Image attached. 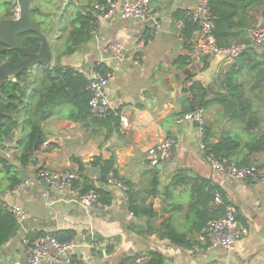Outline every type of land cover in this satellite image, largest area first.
<instances>
[{
  "label": "crops",
  "instance_id": "0c3cea01",
  "mask_svg": "<svg viewBox=\"0 0 264 264\" xmlns=\"http://www.w3.org/2000/svg\"><path fill=\"white\" fill-rule=\"evenodd\" d=\"M9 1H12L9 9L15 18L19 6L13 8L15 0ZM201 1L152 0L155 16L148 21L123 19L120 15L106 20L93 10L97 22L95 33L89 42L69 55L59 53L62 35L58 37L57 34L58 38L54 40L52 33L46 35L43 32L52 45L54 58L51 65L59 62L87 76L98 62L112 70L107 96L111 108L119 112L120 126L108 129L89 125L91 118L76 120L72 118L75 114L72 106L63 104L43 123L46 140L37 150L35 162L24 167L16 160L20 152V131L3 138L4 147H0V156L17 164L23 179L32 177L40 167L70 170L80 177L79 164L73 162V157L85 164L86 174L98 179L99 169L92 167L90 162L96 157H115L123 181L131 182L135 189H143L148 185L149 172L153 169L147 151L166 138L173 139L176 145L172 159L157 167L161 171V189L164 190L180 171L187 177V182L182 179L171 186L170 196L161 193L149 198L148 202L152 201L159 213L154 228L168 222L179 232L186 233L192 245H176L169 238L160 237L154 228L153 232L145 233L148 228L142 225L145 220H137L128 211L126 191L107 184L104 187L113 194L112 204L85 207L78 200L79 189L74 187L65 192L49 186L10 191L5 182L0 187L1 199L4 203L23 207L27 219L20 225L17 235L0 247V260L6 264H29L30 234L74 230L79 246L71 262L61 259L42 264H94L95 260H101V264H115L124 256L149 250L162 253L167 264H264V183L257 179L239 182L212 169L200 147L198 127L189 122L178 123L192 99V93L188 91L192 82L200 81L207 86L218 76L224 77L231 71L235 81L243 87L234 90L233 94H241L253 116L259 118V127L253 134L264 135V44L260 47L248 45L233 64L227 63L223 55L189 56L184 62L180 60L186 55L185 45L179 38V21L174 12H189ZM6 13L0 17V28L2 20L7 18ZM258 18L264 22V17L258 15ZM53 21L58 23V18ZM54 32L60 34L61 29ZM113 42L122 43L126 48V57L121 64L106 53V48ZM36 68L32 78L41 72L40 67ZM221 92L231 94L226 89ZM122 117L128 118V126L122 124ZM244 123L229 118L219 105L206 109L205 130L209 143H218L227 136L240 138L241 146L234 153L232 162L239 164L244 160L247 164H264V152H250L245 146L249 134ZM196 176L210 179L225 191L228 200L237 208L238 219L248 229L246 237L229 250L207 244H200L198 249L193 246L198 237V217L190 208L193 185L189 181ZM96 185L101 186L98 181ZM48 191L50 197L45 195ZM95 237H99L98 242H94ZM112 242L116 244L115 249L107 253L106 247Z\"/></svg>",
  "mask_w": 264,
  "mask_h": 264
},
{
  "label": "trees",
  "instance_id": "16d2710c",
  "mask_svg": "<svg viewBox=\"0 0 264 264\" xmlns=\"http://www.w3.org/2000/svg\"><path fill=\"white\" fill-rule=\"evenodd\" d=\"M106 1L41 0L40 4L33 2L31 11L33 18L40 22L46 35L61 29L60 34L58 33V37L62 35L59 53L69 55L91 40L97 25L93 14V5ZM8 3L12 4L7 1ZM208 11L214 23V35L221 48L251 45V31L261 21L258 15L264 17V0H208ZM6 17H14L13 11L8 9ZM174 17L184 23L181 29L183 39L191 41L195 32L200 28L199 23L193 21L186 10L174 12ZM54 18H58V23L53 21ZM18 42L34 53L38 52L41 47L37 34L31 31L18 35ZM25 57L23 51L10 50L0 41V64L5 61L17 64ZM187 58L189 56L185 55L180 60L184 62ZM40 68L41 72L35 78L31 77V70H24L17 75V81L9 79L0 83V147H4L3 138L13 136L15 131H20V152L17 154L16 160L24 167L35 162L36 152L46 140L43 123L54 114L60 105H71L75 112L72 118L76 120L87 121L91 118V121L88 122L89 125L95 124L108 129L114 126L118 129L120 126V116L111 114L106 118H96L91 115L89 78L85 73L61 65L59 62L54 65L42 64ZM94 68L103 72H112L106 65L99 62L94 64ZM242 88V85L235 81V76L231 71L224 77L223 75L218 76L213 83L207 86H204L200 81H194L188 88V91L192 93V99L189 100V106L185 109V113L197 108L206 110L211 106L219 105L232 120L245 122V130L249 134L248 140L245 142L246 148L250 152H264V135L253 134V130L259 127V118L256 115L253 116L251 107L243 100L241 94H233L234 90ZM222 89L228 90L231 94H223ZM211 93L214 94L210 96ZM209 140V135L205 130L203 141L208 147L207 153H212L216 158L227 162H232L234 153L241 146V139L233 136L223 137L218 143H209ZM72 160L79 164L80 172V177L74 180L72 187L79 189L80 195L94 191L98 195V204L101 206L111 205L113 194L104 186L110 177L123 181L116 168V158L96 157L90 162L92 167L99 169L98 179H93L85 173V164L80 160L75 157ZM238 165L250 164L243 160ZM17 168V164L0 156V187L6 182L7 188L11 191L24 180ZM149 173L148 185L143 189H135L131 182L123 181L128 187L126 190L128 211L137 220H145L142 222V225L148 227L145 233L153 232L154 221L159 218V213L155 210L153 202H148V199L161 193L168 197L171 195L172 185L179 184L182 179L187 182V177L180 171L162 190L161 171L157 167H153ZM96 181L103 186H97ZM189 182L193 185L190 208L198 217L196 228L199 236L210 221L225 214L226 206L231 202L225 191L219 185L212 183L210 179L196 176ZM218 197L220 201H218ZM20 225L14 213L5 206L0 197V247L17 235ZM154 232H157L162 238H169L176 245H192V241L187 238L186 233L179 232L168 222L161 227H155ZM48 234L55 236L61 242H69L77 237L74 230ZM48 234L45 232L30 234L29 242L32 245L38 237ZM94 239V242L99 241V237ZM117 241L118 238L115 239V242ZM115 242L107 245V253L114 251ZM197 244L198 237L193 246ZM115 264H167V259L162 253L149 250L142 254L124 256Z\"/></svg>",
  "mask_w": 264,
  "mask_h": 264
},
{
  "label": "built area",
  "instance_id": "2783aa9c",
  "mask_svg": "<svg viewBox=\"0 0 264 264\" xmlns=\"http://www.w3.org/2000/svg\"><path fill=\"white\" fill-rule=\"evenodd\" d=\"M93 10L103 19L111 20L117 15L123 19H137L140 21H148L154 19L155 11L152 6V0H107L102 4H94ZM15 17L20 14V8H16ZM188 16L200 25L199 30L195 32L196 37L191 41H186L181 35V29L184 26L183 21H179V38L185 45V54L192 58H200L203 56L223 55L224 60L233 64L238 57L245 51L248 45H235L230 48H221L214 35V23L208 11V0H202L198 5L188 12ZM93 33H95L93 31ZM194 35V36H195ZM252 43L255 47H260L264 44V22H260L252 31ZM106 53L110 59L121 64L126 57V48L122 43L113 42L106 48ZM106 65L103 62H100ZM108 68V67H107ZM112 71V70H111ZM113 76L112 72H103L94 67L88 76V90L91 94L89 101L90 112L93 117L106 118L114 114L120 116L118 111L111 108L109 98L107 96V88ZM205 113L204 108H197L186 112L178 118V123H193L200 133V147L206 153V161L215 171L227 175L230 178L243 182L248 179H257L264 183V164L238 165L235 162H227L220 160L212 153H207L208 147L203 141L205 137ZM122 124L128 126V118L122 117ZM175 141L171 138L162 140L157 145L151 147L147 151V158L151 167H158L161 164L168 162L174 155ZM79 175L76 172L65 170L55 171L47 167H40L37 172L30 178L24 179L12 191H18L22 188H34L46 186L50 183L60 192L70 190L74 180L78 179ZM107 185L123 191L128 189L123 181L110 177ZM46 197H50L51 193H45ZM79 202L89 207L98 204V195L91 191L85 195H79ZM218 201L220 198L218 197ZM5 206L14 213L17 221L22 224L27 219V213L23 207L5 203ZM248 229L238 219V211L233 203L226 206L225 214L208 223L203 233L198 236V244L195 248L198 249L200 244H207L210 247H221L225 250L231 249L238 241L246 237ZM79 246L76 240L69 242H61L53 235H45L38 237L30 246V262L29 264H42L44 261H58L65 259L66 262H71L75 250ZM0 264H6L0 260Z\"/></svg>",
  "mask_w": 264,
  "mask_h": 264
},
{
  "label": "water",
  "instance_id": "95a60500",
  "mask_svg": "<svg viewBox=\"0 0 264 264\" xmlns=\"http://www.w3.org/2000/svg\"><path fill=\"white\" fill-rule=\"evenodd\" d=\"M34 0H15L13 8L20 7L18 17L5 18L1 22L0 41L8 46L10 50H21L25 54V59L20 63L14 64L10 61H5L0 64V83L5 80L17 81V75L24 70H33L40 67L42 64H52L53 50L48 37L43 33L42 27L32 16V5ZM34 32L41 43L38 52H31L27 47L21 46L18 42V35L25 32ZM46 186L52 187L50 183ZM142 241L146 239L139 237ZM94 264H101V260H95Z\"/></svg>",
  "mask_w": 264,
  "mask_h": 264
},
{
  "label": "rangeland",
  "instance_id": "374dc122",
  "mask_svg": "<svg viewBox=\"0 0 264 264\" xmlns=\"http://www.w3.org/2000/svg\"><path fill=\"white\" fill-rule=\"evenodd\" d=\"M7 1L8 2H12V1H9V0H0V17L2 14H4L11 6V4H7ZM34 2H37V4H40L41 0H34ZM2 19V18H0ZM57 29V27L55 28V30ZM57 32H52V37L54 38V40H56V37H57ZM37 69V68H36ZM32 71V70H31ZM32 72H36V70H33Z\"/></svg>",
  "mask_w": 264,
  "mask_h": 264
}]
</instances>
